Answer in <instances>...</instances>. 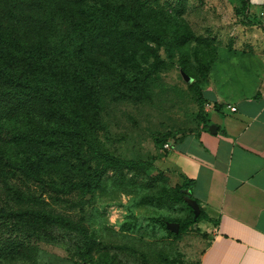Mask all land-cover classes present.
<instances>
[{
  "label": "trees",
  "instance_id": "1",
  "mask_svg": "<svg viewBox=\"0 0 264 264\" xmlns=\"http://www.w3.org/2000/svg\"><path fill=\"white\" fill-rule=\"evenodd\" d=\"M242 4L250 19L249 2ZM187 5V0H0V181L10 162L29 181L56 175L72 184L80 178L84 195H94L108 172L144 168L104 147L103 113L108 104L151 97L164 64L156 47L172 42L181 49L198 41L173 19H182ZM142 51L154 60L147 69L135 60ZM186 73L192 77V71ZM189 88L205 111L204 91L197 82ZM194 185L184 178L177 187L174 202L184 203L189 213L179 221L177 238L211 222L199 201L190 195L199 206L196 213L187 199ZM57 230L78 237L83 264H98L83 222L33 208L0 212V262L34 261L37 244L53 240Z\"/></svg>",
  "mask_w": 264,
  "mask_h": 264
},
{
  "label": "rangeland",
  "instance_id": "2",
  "mask_svg": "<svg viewBox=\"0 0 264 264\" xmlns=\"http://www.w3.org/2000/svg\"><path fill=\"white\" fill-rule=\"evenodd\" d=\"M187 1L183 18L173 19L198 41H189L181 49L172 42L166 48L156 47L164 64L151 97L137 104H108L103 113L106 127L100 136L104 147L120 159L144 163V168L110 171L94 195H84L80 178L71 180L72 184H63L56 175L29 181L6 162L0 181V212L42 209L83 222L95 242L93 257L98 264L199 263L211 224L202 222L175 237L180 233L179 221L189 213L184 203L174 202L181 180L161 165L167 153L165 145L192 134L204 120L206 111L190 85L197 82L200 90L208 91L217 61L238 64L247 56L263 53L264 31L253 16L249 19L243 14L242 0ZM135 60L145 69L154 62L143 51ZM187 70L192 71V77ZM173 224L179 225L178 233L172 230ZM78 245V237L57 230L53 240L37 244L34 261L3 260L0 264H83Z\"/></svg>",
  "mask_w": 264,
  "mask_h": 264
},
{
  "label": "crops",
  "instance_id": "3",
  "mask_svg": "<svg viewBox=\"0 0 264 264\" xmlns=\"http://www.w3.org/2000/svg\"><path fill=\"white\" fill-rule=\"evenodd\" d=\"M247 1L264 31V0ZM204 95L208 121L167 143L161 165L195 182L189 194L211 219L198 264H264V52L217 61Z\"/></svg>",
  "mask_w": 264,
  "mask_h": 264
},
{
  "label": "water",
  "instance_id": "4",
  "mask_svg": "<svg viewBox=\"0 0 264 264\" xmlns=\"http://www.w3.org/2000/svg\"><path fill=\"white\" fill-rule=\"evenodd\" d=\"M189 80V82H192V80L191 79H188ZM210 132L212 133V134H216L217 133V127H211L210 128ZM191 202H193V207H194V209L196 208L198 211H199V206L197 205V203L195 202V201H191ZM196 209H195V211H196ZM171 228H172V230H174L175 232H179V225H177V224H173L172 226H171Z\"/></svg>",
  "mask_w": 264,
  "mask_h": 264
},
{
  "label": "built area",
  "instance_id": "5",
  "mask_svg": "<svg viewBox=\"0 0 264 264\" xmlns=\"http://www.w3.org/2000/svg\"><path fill=\"white\" fill-rule=\"evenodd\" d=\"M233 110L235 111V109H233ZM165 148H166V149H170V148H171L170 144H166V145H165Z\"/></svg>",
  "mask_w": 264,
  "mask_h": 264
}]
</instances>
